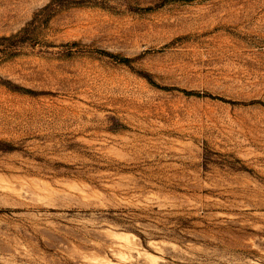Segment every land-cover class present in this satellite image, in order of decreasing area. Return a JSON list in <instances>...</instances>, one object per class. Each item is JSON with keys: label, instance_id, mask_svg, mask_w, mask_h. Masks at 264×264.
Returning a JSON list of instances; mask_svg holds the SVG:
<instances>
[{"label": "rangeland", "instance_id": "rangeland-1", "mask_svg": "<svg viewBox=\"0 0 264 264\" xmlns=\"http://www.w3.org/2000/svg\"><path fill=\"white\" fill-rule=\"evenodd\" d=\"M24 27L0 264H264V0H0Z\"/></svg>", "mask_w": 264, "mask_h": 264}, {"label": "trees", "instance_id": "trees-1", "mask_svg": "<svg viewBox=\"0 0 264 264\" xmlns=\"http://www.w3.org/2000/svg\"><path fill=\"white\" fill-rule=\"evenodd\" d=\"M26 30V28L24 27V28H22L18 33H16V34H13V35H9V36H2V37H0V39L1 40H10V39H12L13 37H15V36H17V35H19V34H21L22 32H24ZM8 46V45H7ZM8 48H6V50H7ZM4 53H7V54H12L10 51H4Z\"/></svg>", "mask_w": 264, "mask_h": 264}]
</instances>
